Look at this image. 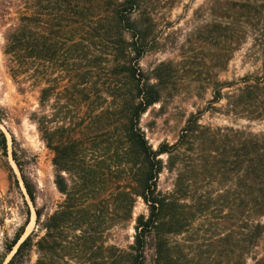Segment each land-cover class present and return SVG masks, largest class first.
Returning <instances> with one entry per match:
<instances>
[{
	"label": "trees",
	"instance_id": "obj_1",
	"mask_svg": "<svg viewBox=\"0 0 264 264\" xmlns=\"http://www.w3.org/2000/svg\"><path fill=\"white\" fill-rule=\"evenodd\" d=\"M179 4L0 0L5 67L20 94L38 93L30 120L53 155L62 196L50 212L38 205L13 136L36 227L23 240L19 230L5 247L11 258L0 264H148L149 252L155 264H264V132L236 125L264 121V0H206L193 12L188 41L209 46L219 72L244 49L256 70L209 84L208 110L225 100L232 126L204 125V111L192 113L175 142L154 149L141 121L160 102L161 88L141 61L156 51L160 23ZM165 171L175 175L168 191L160 188ZM213 185L222 187L227 217L236 213L235 237L206 239L202 202L213 198ZM139 200L147 213L135 219L134 242L109 243L131 226ZM204 251L209 258L198 257Z\"/></svg>",
	"mask_w": 264,
	"mask_h": 264
},
{
	"label": "rangeland",
	"instance_id": "obj_2",
	"mask_svg": "<svg viewBox=\"0 0 264 264\" xmlns=\"http://www.w3.org/2000/svg\"><path fill=\"white\" fill-rule=\"evenodd\" d=\"M205 1L181 0V4L168 13L160 23L158 48L141 61L145 73L153 77L157 75L158 80L155 79V82L161 88L160 102L151 107L141 121L154 149L165 141L175 142L192 113L204 111L201 120L204 125L232 126V118L225 116L222 111L226 104L225 100L216 105L218 109L216 112L208 110L214 95L209 84L216 78L219 81H236L256 70V66L245 57L244 49L236 54L228 71L219 72L218 62L211 59L209 46L205 43L194 46L188 41V34L193 28V12ZM2 45L0 33V115L5 120L3 123L0 121V133L5 134L7 147L5 148L0 135V263L11 258V255H6L5 247L13 241L19 230L22 228L25 230L23 240L36 227L33 203L13 160V136L16 148L22 151L21 157L24 159L26 173L38 187V205L46 204L50 212L62 200L54 184L53 155L40 139L35 124L30 120L31 114L38 107V93L30 91L23 95L18 92L5 67ZM236 125L250 127L255 132H264V121L240 119ZM174 177V174L165 171L160 178L161 190H170ZM17 179L20 188L17 186ZM221 189L222 187L213 185V188H210L213 198L202 202L203 207L208 209L205 219L200 224L208 233L206 239L212 241H218L228 234L235 237L240 231L239 221L235 218L236 213L233 212L227 217L229 209L226 208L223 198L221 199L223 195ZM146 213V205L139 200L131 226L116 231L109 243L116 242L123 248L131 245L134 242L135 219ZM184 237L185 235H182L175 239L182 240ZM208 256V251L198 253V257L202 259L209 258ZM147 263L155 264L152 252L148 253Z\"/></svg>",
	"mask_w": 264,
	"mask_h": 264
}]
</instances>
